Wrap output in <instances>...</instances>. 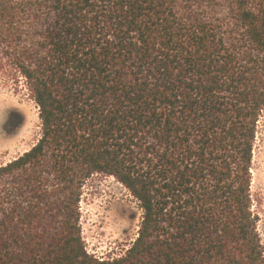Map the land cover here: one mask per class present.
<instances>
[{"label": "trees", "instance_id": "1", "mask_svg": "<svg viewBox=\"0 0 264 264\" xmlns=\"http://www.w3.org/2000/svg\"><path fill=\"white\" fill-rule=\"evenodd\" d=\"M0 55L41 124L0 167V264H264V0H0ZM94 175L143 212L113 260L81 237Z\"/></svg>", "mask_w": 264, "mask_h": 264}, {"label": "rangeland", "instance_id": "2", "mask_svg": "<svg viewBox=\"0 0 264 264\" xmlns=\"http://www.w3.org/2000/svg\"><path fill=\"white\" fill-rule=\"evenodd\" d=\"M0 55V167L29 151L40 138L39 111L25 81L11 73ZM251 166L253 210L264 246V112L259 121ZM79 227L88 254L113 260L130 249L143 215L139 203L113 177L94 175L81 189Z\"/></svg>", "mask_w": 264, "mask_h": 264}, {"label": "built area", "instance_id": "3", "mask_svg": "<svg viewBox=\"0 0 264 264\" xmlns=\"http://www.w3.org/2000/svg\"><path fill=\"white\" fill-rule=\"evenodd\" d=\"M96 259H97V258H96ZM98 260L102 261V260H104V259H100V258H99Z\"/></svg>", "mask_w": 264, "mask_h": 264}]
</instances>
